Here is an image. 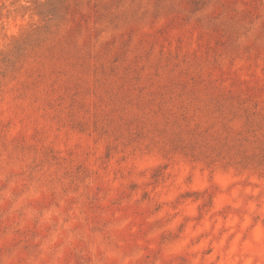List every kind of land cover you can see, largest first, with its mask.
Here are the masks:
<instances>
[{"label":"rangeland","instance_id":"374dc122","mask_svg":"<svg viewBox=\"0 0 264 264\" xmlns=\"http://www.w3.org/2000/svg\"><path fill=\"white\" fill-rule=\"evenodd\" d=\"M45 2L0 0V264H264V170L215 157L264 136V0Z\"/></svg>","mask_w":264,"mask_h":264},{"label":"trees","instance_id":"16d2710c","mask_svg":"<svg viewBox=\"0 0 264 264\" xmlns=\"http://www.w3.org/2000/svg\"><path fill=\"white\" fill-rule=\"evenodd\" d=\"M84 2L85 0H46L45 4L40 6L41 9L39 10L38 14L53 20L58 14L66 16L67 14L71 13L73 7L75 14L80 12ZM255 121V117H249L246 123L247 128H253ZM140 124H143L141 130L146 128L145 123L141 122ZM254 132L257 131L254 130ZM190 137L193 140H196L195 135ZM184 139L185 141H188L186 143L187 147H184L185 149L189 148V151H202L200 146H197V143L191 145V140L189 139L188 135H185ZM261 141H264V136H260L259 138L257 133L253 137H250L249 135L245 136L238 134L231 137L222 138L217 135L215 137V151L221 152L216 154L215 157L216 159H219L220 156L224 154L221 159L228 160V163H233L244 168L251 167V169L254 170H264V152H260L264 151V147L260 146L262 143ZM208 147L209 146L207 145L202 146L204 149H209L210 147ZM224 151L233 152V154L231 155L230 153ZM200 154L202 155V153H199V155Z\"/></svg>","mask_w":264,"mask_h":264},{"label":"clouds","instance_id":"9594fccd","mask_svg":"<svg viewBox=\"0 0 264 264\" xmlns=\"http://www.w3.org/2000/svg\"><path fill=\"white\" fill-rule=\"evenodd\" d=\"M13 206H15V204ZM56 215H57V213L51 212V210H48V211L42 213L41 215H39V222L40 223H50L51 224V223H53L52 217L56 216ZM63 230L69 232V236L65 240V244L64 245H59L58 246L59 241L61 239H63V236H62L61 229L57 228L56 230L50 232L49 235L45 238L42 247L45 250H53V249H55L56 252H57V255L62 253L64 251V248L67 245V243L73 237V234L71 233V229L68 228V226L66 224H63Z\"/></svg>","mask_w":264,"mask_h":264}]
</instances>
